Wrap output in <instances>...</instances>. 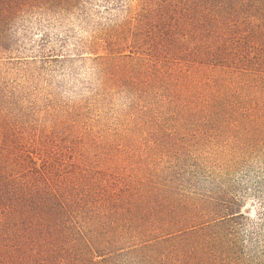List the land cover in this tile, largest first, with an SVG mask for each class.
<instances>
[{
  "label": "rangeland",
  "instance_id": "rangeland-1",
  "mask_svg": "<svg viewBox=\"0 0 264 264\" xmlns=\"http://www.w3.org/2000/svg\"><path fill=\"white\" fill-rule=\"evenodd\" d=\"M6 136L123 190L121 251L217 224L207 264H264V0L35 1L0 35Z\"/></svg>",
  "mask_w": 264,
  "mask_h": 264
},
{
  "label": "trees",
  "instance_id": "trees-1",
  "mask_svg": "<svg viewBox=\"0 0 264 264\" xmlns=\"http://www.w3.org/2000/svg\"><path fill=\"white\" fill-rule=\"evenodd\" d=\"M35 1L0 0L1 34ZM10 141L0 145V264H207L217 224L121 251L125 232L140 222L123 206V190L69 184L46 164L27 170Z\"/></svg>",
  "mask_w": 264,
  "mask_h": 264
}]
</instances>
